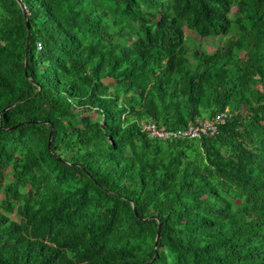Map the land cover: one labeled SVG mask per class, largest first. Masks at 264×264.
I'll use <instances>...</instances> for the list:
<instances>
[{"label": "trees", "instance_id": "trees-1", "mask_svg": "<svg viewBox=\"0 0 264 264\" xmlns=\"http://www.w3.org/2000/svg\"><path fill=\"white\" fill-rule=\"evenodd\" d=\"M21 1L0 0V264H264V0ZM223 111L212 136L141 129Z\"/></svg>", "mask_w": 264, "mask_h": 264}, {"label": "built area", "instance_id": "built-area-1", "mask_svg": "<svg viewBox=\"0 0 264 264\" xmlns=\"http://www.w3.org/2000/svg\"><path fill=\"white\" fill-rule=\"evenodd\" d=\"M41 48L40 42L37 43V49ZM231 117V113L223 111L210 117L197 118L194 122L189 123L186 127L177 130H169L160 127L154 122H142L141 129L146 132L150 138L158 139H193L201 136H212L218 132L219 126L224 124Z\"/></svg>", "mask_w": 264, "mask_h": 264}, {"label": "rangeland", "instance_id": "rangeland-1", "mask_svg": "<svg viewBox=\"0 0 264 264\" xmlns=\"http://www.w3.org/2000/svg\"><path fill=\"white\" fill-rule=\"evenodd\" d=\"M186 44L189 48L193 47L195 43H199L205 51L208 53H212L222 42L223 40L220 39L219 37H207V38H202L198 36L195 32L191 30L186 29ZM264 73V70L262 71ZM140 82L136 78L135 84L133 87H139ZM2 197V194L0 193V198Z\"/></svg>", "mask_w": 264, "mask_h": 264}, {"label": "water", "instance_id": "water-1", "mask_svg": "<svg viewBox=\"0 0 264 264\" xmlns=\"http://www.w3.org/2000/svg\"><path fill=\"white\" fill-rule=\"evenodd\" d=\"M18 2L20 3V5L22 6V8L25 10V6L23 5L22 1L21 0H18ZM25 13V12H24ZM25 21H26V27H27V36H26V52L28 50V47H29V35H30V30H29V26H28V20H27V16L25 14ZM25 63H26V59H25ZM14 104L12 105H9L8 107L5 108V110L7 108H9L10 106H13ZM51 134H52V128H51V131H50V134H49V138H48V142H50V139H51ZM159 231H160V224L158 226V230H157V234H156V238H155V245H154V249L156 250V242H157V239L159 237Z\"/></svg>", "mask_w": 264, "mask_h": 264}]
</instances>
